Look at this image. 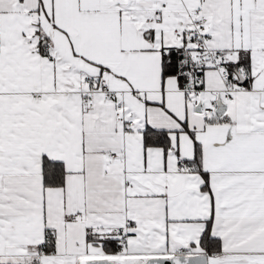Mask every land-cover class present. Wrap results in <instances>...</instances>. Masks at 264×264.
Returning <instances> with one entry per match:
<instances>
[{
	"label": "snow or ice",
	"instance_id": "6c2138e0",
	"mask_svg": "<svg viewBox=\"0 0 264 264\" xmlns=\"http://www.w3.org/2000/svg\"><path fill=\"white\" fill-rule=\"evenodd\" d=\"M0 264H264V0H0Z\"/></svg>",
	"mask_w": 264,
	"mask_h": 264
}]
</instances>
